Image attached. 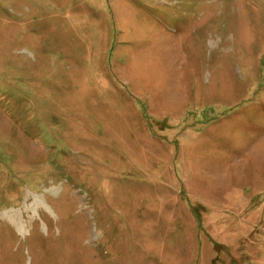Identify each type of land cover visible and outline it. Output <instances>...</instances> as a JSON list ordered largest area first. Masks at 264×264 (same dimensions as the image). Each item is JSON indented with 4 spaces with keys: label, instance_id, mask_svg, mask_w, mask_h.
Returning <instances> with one entry per match:
<instances>
[{
    "label": "rangeland",
    "instance_id": "obj_1",
    "mask_svg": "<svg viewBox=\"0 0 264 264\" xmlns=\"http://www.w3.org/2000/svg\"><path fill=\"white\" fill-rule=\"evenodd\" d=\"M0 264H264V0H0Z\"/></svg>",
    "mask_w": 264,
    "mask_h": 264
},
{
    "label": "bare ground",
    "instance_id": "obj_2",
    "mask_svg": "<svg viewBox=\"0 0 264 264\" xmlns=\"http://www.w3.org/2000/svg\"><path fill=\"white\" fill-rule=\"evenodd\" d=\"M10 219H11L12 223H13L17 228L20 227V223H21V221H20V219H19V216H18L16 213H12V214L10 215Z\"/></svg>",
    "mask_w": 264,
    "mask_h": 264
},
{
    "label": "crops",
    "instance_id": "obj_3",
    "mask_svg": "<svg viewBox=\"0 0 264 264\" xmlns=\"http://www.w3.org/2000/svg\"><path fill=\"white\" fill-rule=\"evenodd\" d=\"M254 130H256V131H257V128H255Z\"/></svg>",
    "mask_w": 264,
    "mask_h": 264
}]
</instances>
